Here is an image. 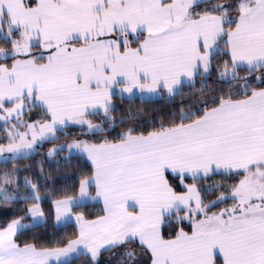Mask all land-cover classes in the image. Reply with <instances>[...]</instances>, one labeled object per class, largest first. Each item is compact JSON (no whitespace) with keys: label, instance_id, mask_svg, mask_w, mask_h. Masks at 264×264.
<instances>
[{"label":"snow or ice","instance_id":"snow-or-ice-1","mask_svg":"<svg viewBox=\"0 0 264 264\" xmlns=\"http://www.w3.org/2000/svg\"><path fill=\"white\" fill-rule=\"evenodd\" d=\"M264 264V0H0V264Z\"/></svg>","mask_w":264,"mask_h":264},{"label":"trees","instance_id":"trees-1","mask_svg":"<svg viewBox=\"0 0 264 264\" xmlns=\"http://www.w3.org/2000/svg\"><path fill=\"white\" fill-rule=\"evenodd\" d=\"M78 264H79V262H78Z\"/></svg>","mask_w":264,"mask_h":264}]
</instances>
